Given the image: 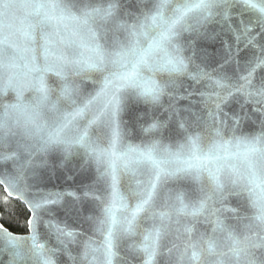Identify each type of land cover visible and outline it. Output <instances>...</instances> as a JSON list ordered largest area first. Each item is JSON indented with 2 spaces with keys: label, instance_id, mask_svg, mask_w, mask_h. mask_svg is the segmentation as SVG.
I'll use <instances>...</instances> for the list:
<instances>
[{
  "label": "snow or ice",
  "instance_id": "6c2138e0",
  "mask_svg": "<svg viewBox=\"0 0 264 264\" xmlns=\"http://www.w3.org/2000/svg\"><path fill=\"white\" fill-rule=\"evenodd\" d=\"M0 186V264H264V0H0Z\"/></svg>",
  "mask_w": 264,
  "mask_h": 264
},
{
  "label": "trees",
  "instance_id": "16d2710c",
  "mask_svg": "<svg viewBox=\"0 0 264 264\" xmlns=\"http://www.w3.org/2000/svg\"><path fill=\"white\" fill-rule=\"evenodd\" d=\"M4 195V189L0 186V196ZM15 206V212L16 215L12 218L11 222L8 221H0L1 223H5V226L9 228L10 231L18 234H24L28 230L26 227L21 226L23 224V221L27 218V210L25 209L24 205L18 201V200H11V205ZM3 208L0 206V211H2Z\"/></svg>",
  "mask_w": 264,
  "mask_h": 264
},
{
  "label": "water",
  "instance_id": "95a60500",
  "mask_svg": "<svg viewBox=\"0 0 264 264\" xmlns=\"http://www.w3.org/2000/svg\"><path fill=\"white\" fill-rule=\"evenodd\" d=\"M52 184L55 185L54 190L56 191H71L73 190V188L75 187V185L73 184L72 181H67L65 182L63 180V178H61L60 180H53ZM3 188V186H1ZM49 187H52V185H49ZM4 189V188H3ZM14 200H16L15 198H13ZM1 223V222H0ZM14 233V232H13ZM27 233V232H26ZM24 233V234H26ZM18 234V233H17Z\"/></svg>",
  "mask_w": 264,
  "mask_h": 264
}]
</instances>
